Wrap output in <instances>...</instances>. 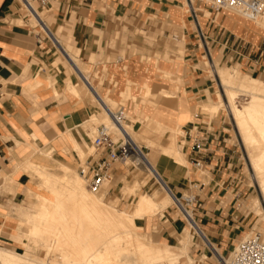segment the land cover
Returning a JSON list of instances; mask_svg holds the SVG:
<instances>
[{"label": "crops", "instance_id": "0c3cea01", "mask_svg": "<svg viewBox=\"0 0 264 264\" xmlns=\"http://www.w3.org/2000/svg\"><path fill=\"white\" fill-rule=\"evenodd\" d=\"M51 3L57 8L54 15L47 16L48 24L52 26L55 19L66 23L68 31L59 25L46 37L42 34L45 25H33L21 0H0V247L20 252L23 230L19 234L17 212L23 210L21 214L27 216V206L36 201L33 194H39V167L57 175L64 174V168L73 169L79 163L76 150L83 154L84 144L92 137L83 125L96 115L97 107L85 92L82 97L70 92V84L83 87V82L65 50L89 58L112 57L118 54L112 40L125 29L128 47L137 50L93 65L92 70L98 69L99 78L106 75L102 88L116 98L129 87L133 94L149 85V96H158V104L147 106L146 115L166 126L183 123L186 164L160 152L154 155L156 169L172 192L192 190L198 195L197 228L224 254L229 252L247 225L234 209L231 195L236 189L228 187L239 176L236 153L227 144L225 128L214 127L201 114V110L211 113L208 108L217 101V83L204 65L214 58H221L220 62L228 59L243 73L264 82V16L253 21L231 10L215 12L205 4H195L202 38L184 0H50L47 7ZM141 25L154 33L162 30L165 38L173 35L177 42L183 41L184 46L179 47L183 56L178 54L177 43L169 45L171 54L166 58L162 55L167 46L154 50L140 45L144 40L137 32ZM54 43L58 52L53 50ZM123 44L117 47L123 49ZM166 92L176 96L167 99ZM193 127L208 130L207 151L202 156L194 152L187 137ZM197 158L204 161L205 177L193 167ZM119 173L115 166L112 180ZM37 198L38 205L39 195ZM154 216H158L167 242L185 227V221L167 209L145 218L149 234L155 226ZM206 249L200 245L194 257H202L204 252L210 256L212 250Z\"/></svg>", "mask_w": 264, "mask_h": 264}, {"label": "bare ground", "instance_id": "6f19581e", "mask_svg": "<svg viewBox=\"0 0 264 264\" xmlns=\"http://www.w3.org/2000/svg\"><path fill=\"white\" fill-rule=\"evenodd\" d=\"M27 1L36 12H32L33 18L37 22L39 18L42 26L45 25L43 28L47 34L52 33L50 24L46 21L43 13L37 10L31 0ZM59 43L62 45L63 41L60 40ZM65 54L70 63L74 65V70L83 82V87L73 86L70 82V92L77 97H82L85 91L84 88L88 89L92 93L91 96L97 100L104 111V123H111L114 126L118 138L125 136L137 143V138L144 136L147 138L145 142L148 140L149 144L155 145L153 147L159 145L161 147L160 151L164 154L173 157L179 164L185 163L187 159L178 149L176 137V133L179 132L178 130H180L179 128L182 127L183 123L179 122L177 126H166L151 117H145L142 120L134 117V126L126 122L122 126L114 124L108 111V108L115 111L111 106L109 97H105L99 92L98 87L90 80L88 72H85V69L75 59L76 57H73L69 49L65 50ZM219 79L226 88L237 84L238 87L235 88L256 97L245 110H242L232 101L234 97L232 92L234 91H229L230 101L228 100V105L222 102L219 94L217 101L220 104L212 105L208 110L212 113H218L222 106H227L233 116L232 118L238 125L240 133L246 139L247 147L250 150V155H248L254 169L253 177L260 186L263 198L262 203L260 199L255 203L252 202L254 206L251 210L260 213L264 211L262 207V204L264 205V85L261 86L264 82L249 78L253 79L250 80L251 84H255L249 85L246 81H243L246 84L234 83L231 76H222ZM145 89L146 95H149L150 86L146 84ZM172 96L176 95L166 92L165 97L167 99L172 98ZM135 105L138 106V104ZM107 124L106 126L109 127ZM147 131L151 132V136H154L150 138L149 132L145 133ZM72 142L74 141L72 140ZM73 144L75 145V142ZM151 145H148V147L150 148ZM146 160L150 173L161 182L166 195L158 198L156 195L142 194L137 198L135 206L130 212L119 210L115 205L107 203L103 199V193H91L85 180L75 175L72 169L64 168V174L57 175L39 167V176L43 179V185L50 189L52 197L39 195V212H37V215L33 214L35 217H30L28 221L35 224H33L34 228L31 229V236L39 238V242H42L46 247V255L41 258L29 252L20 253L0 247V264H203L201 259L196 261L188 250V242L192 238L191 228L204 239L205 243L214 250L217 259L221 261L220 256H223V254L220 248L208 236H205L203 231L197 228L199 225L197 226L193 222L191 209H188L189 207L187 208L184 203L175 197L156 169L155 164L147 157ZM137 187L138 182H135L129 185L126 190L128 193H134ZM174 203H179L181 213L189 222L187 228L184 227L180 234L182 235L180 244H165L154 239L149 233L143 235L139 232L142 225L138 223L143 222L148 216L172 208ZM250 235L251 233H247L244 239ZM45 236H50L48 244L43 243ZM204 257L207 256L204 255ZM223 257L225 258V256ZM52 258L54 259L52 260ZM225 260L229 264L232 258H225Z\"/></svg>", "mask_w": 264, "mask_h": 264}, {"label": "rangeland", "instance_id": "374dc122", "mask_svg": "<svg viewBox=\"0 0 264 264\" xmlns=\"http://www.w3.org/2000/svg\"><path fill=\"white\" fill-rule=\"evenodd\" d=\"M31 2L34 4L35 7H37V9L40 12L43 13V15L45 16V19L49 15H54V11L57 8V5L55 3H53V4L51 3L50 7L42 8L41 4H40V2H38V0H31ZM194 3L196 5H201V6H204V4H205L204 1H202V0H194ZM21 4L23 6V2H21ZM28 13L31 16V20H32L33 25L39 26V28H40L41 26L39 25V23L33 18V16L30 14V12H28ZM59 25H61V27L64 28L65 32L68 31L66 23L65 24L57 23V21H55V19H54L53 25L50 26V28L51 29L52 28L57 29V26H59ZM53 31L55 32V30H53ZM137 32L139 34H141V36L144 37L143 43L140 45L149 47L150 49H154V50L159 49L162 45L167 46L165 53L162 55L164 58H166L165 56H167L168 54H171L170 50H169L170 49L169 45H173L176 43H177V48H178L177 49L178 54L180 56H183L184 50L181 51V53H180L179 47L184 46V42L183 41L177 42L176 38L173 35L169 36L168 38H165L162 34V30L156 31L154 33L146 25H141L140 29H138ZM42 34H43V36H46V37L48 36L45 31H42ZM126 35H127V33H126V30L124 29V31L121 32L120 36L113 38L111 45L114 48V50H115V48H118L116 50L118 54H116L112 57H110V56L109 57L99 56L97 59L94 57L89 58V57L81 54V52H76L74 50L72 51V55L74 58L76 57L75 59L85 69V72H88L87 74L89 76L92 74L93 77H91L90 80L98 87L99 92L103 96L109 97V99L111 100V106L113 107V109L115 111L118 110L123 105L126 106V109L128 111V116H127L128 121H125V122L127 124L134 126L135 125V122H134L135 118L134 117H137L139 120H142L145 117H149L146 115L145 108L147 106H150V105L156 106L158 104V96L146 95V90L144 91V90H140V89L137 92H134L132 94L131 88L129 87L127 89V92H125L124 94L122 93L121 97L116 98L113 96L112 92L109 93L107 90L104 91L102 88V83L105 80L106 75L104 77L99 78L100 74L98 73V69L95 72L92 70L93 65H99L100 63H104L106 61H115V60H117L118 57H122V58L126 57L127 54H131L133 51H135V49H136L135 47H128V45L126 43ZM123 38H124V40H123ZM122 42L124 43L123 49L117 47L119 45V43H122ZM64 47L68 48V46H66V45ZM53 50L58 52V48L55 45V43L53 44ZM158 57H161V56H158ZM220 60H221V58H214V60L212 62L206 61L205 65H204L210 71L211 79H213L217 83L216 95H215L214 100H218L217 96L220 94L221 98H222V102L226 103V105H228V100L230 101V98L228 97V92L234 91V92H232L233 96H234L233 100H232L233 103L237 107H239L240 109L245 110V108L248 106V104L256 97L254 95L248 93V92L240 91L238 88H235V87H238L237 84H233L234 87H233V85L232 86L230 85L231 90H230V88H226V86H224V83H221L222 81L220 82L219 77L221 78L222 76H225V77L231 76L232 81L234 83H236V82L242 83V84L247 83L249 85H255L253 82H252L253 84H251V81H250V80H253L254 78L249 79L252 77L248 74L243 73L239 68H237L238 66H234L231 62L228 61V59H226L225 61H221V62H220ZM215 68H217L219 70V72H218L219 77L216 75ZM98 78L100 79L99 85H98ZM179 80H181V77ZM243 81H246V83ZM263 85L264 84H261V86H263ZM226 89H228V90H226ZM84 90H85L84 92L87 94V96L91 99L93 106H96L97 109H96V115L94 117H92L89 122H87L83 125L84 129H87V130H89V133H92V137H91V139L89 138L90 143L84 144V146L82 148L84 151L83 154H81L79 151L76 150V152L78 154L79 163L72 170L75 173V175L80 176L81 178H83V180H85L87 188L90 190L86 179L80 173V166L84 165L87 158L94 152V149L93 148L91 149L92 140L96 136L97 128L99 127V125L105 124V123L103 121L104 111L102 110L101 106L98 104L97 100L91 96L92 93H90V91L88 89L84 88ZM153 91H155V90H153ZM93 98H94V100H93ZM143 100H144V102H143ZM135 104H138V106H136ZM216 104H220V102L216 101L213 105H216ZM199 107H201V104H199ZM201 114L208 116L210 119L207 121L211 122V124L214 127L225 128V130L227 132V136H226L227 144L231 148H233L235 153H236V161L238 163L237 175H239V176L236 179V183L234 182L231 185H229L228 187L231 190L236 189L235 192L233 193V195H231L232 199L235 201L234 209H235V212L237 213V216H240L246 220L247 230L244 234H242L236 240L235 245L232 246V248L229 252L224 254L223 251L220 249L223 256H225V258H227V259H230L233 256L232 253H233L235 247L244 239V237L246 236L247 233H251V234H253L255 232L264 233V211H262L260 213H256L253 209L251 210V208L254 206L253 203H255V201H257L259 199L261 200V203H262L263 198H262L260 186L254 180V177H253L254 169H253L251 162H250L251 161L250 157H249L250 150L247 147L246 139H244V136H242V133H240V130L238 129V125L236 124V121L232 118L233 116L230 114L229 108L227 106H222L218 113H212V112L208 113V112H203L201 110ZM107 125H109V127L111 126L110 129L113 133L117 134L116 129L114 128V126H112L111 123L107 124ZM204 126L212 129L210 124H205ZM179 129L180 130H178V131L180 133L179 132L176 133V137L178 140V149L182 152L184 157L187 159V155H185V152H184V151H186L185 142H183L180 139L181 133L183 136L182 128H179ZM148 132L149 131H147L145 133L147 134ZM149 134H150V136L152 135L151 132H149ZM153 136H151L150 138H152ZM146 139L147 138L144 136L138 137L137 138V145H139L141 147V149L144 151L145 155H147L146 156L147 159L149 158L155 164L154 155H156L157 153L159 154L160 152L162 153V151H160L161 147L159 145H157L156 147H153L155 145L149 144L148 140L145 142ZM143 140H144V142H143ZM148 145L149 146L151 145V147L149 148ZM155 148H157V149H155ZM153 149H154V151H153ZM143 159L141 160L140 164L132 162L131 160H129L127 162V164H117L116 167L120 170L119 177H115L114 180H112V182L107 183L99 193H94L90 190L91 193H93V194L103 193L104 194L103 199L107 203H109L111 205H115L117 207V209H119V210L128 211V212L133 210L137 198L142 194L156 195L158 198L166 195V192L163 189L161 182H159L156 179V177L150 173L149 167L147 166L146 158H143ZM186 162H187V160L185 161L184 164H186ZM207 174L208 173L205 171V169L201 172V175L203 177H205ZM36 175L39 177V182H40L39 183V194H33V196L36 198V201L30 202L31 205L27 206V216H25L24 214H21V212L23 210L22 211L20 210L17 212L18 218L20 219L19 226H18L19 234H20V229L23 230V232L21 233V236L23 238V244L19 245L18 250H20V253L29 252L30 254H32L34 256L44 258L46 255V247L42 244V242H39V238L37 236L36 237L31 236V229L34 228V226H33L34 223L32 224V222H30L28 220L30 217L31 218L35 217L33 214L37 215L38 214L37 212H39L38 205H37V203H38L37 195H43V196H46L48 198H50L52 196H51L50 189L43 185V179L39 176V172L38 173L36 172ZM135 182H138V187H137L136 191L134 193H128V191L126 189L128 188L129 185H131L132 183H135ZM122 189H123V191H122ZM172 193L178 199H181L182 195L191 196V195L196 194L192 190L191 191H184L183 194H176L174 192H172ZM236 193H239V194L237 197H234L236 195ZM231 196L229 198H231ZM178 204L174 203L172 205V208H170V210L172 212H174V214L177 217H180L181 219H183L185 221L184 222L185 228H187L188 221L183 216V214L181 213L180 207L178 206ZM262 207L264 210L263 204H262ZM22 209H24V206L22 207ZM188 209H191V213L194 214V218L196 219V221L198 223L197 217L195 215L196 211L198 210V207L192 206V207H189ZM31 214H32V216H31ZM158 216L153 217V219L155 220L154 221L155 226L151 227L149 230L150 233L153 235L154 239L159 240L160 242H163L165 244H170V243L180 244L182 235H177L174 239H172L171 242H167V240L163 237L162 229L160 227V224L158 223ZM148 217H150V216H148ZM138 224L142 225L140 227L141 230L139 232L143 235L148 234L147 230L144 228V220H143V222H140ZM190 234H191L192 238L188 242L187 247H188V250H189L191 256L196 261H199L201 259L203 261V264H218L217 262L219 260L217 259L214 250H212L210 247L207 246V244L204 242L203 238L200 235H198L197 233H195L193 228L190 229ZM211 241L215 244V241H213V240H211ZM49 242H50V236H45L43 238V243L48 244ZM200 245L206 247L207 251H209L210 249L212 250L210 252V256L207 255V252H204L202 254V257L201 256H198V258L194 257L195 255H197V252H195V250H197L200 247ZM204 255H207V257H204ZM53 259L54 258H52V260Z\"/></svg>", "mask_w": 264, "mask_h": 264}, {"label": "built area", "instance_id": "2783aa9c", "mask_svg": "<svg viewBox=\"0 0 264 264\" xmlns=\"http://www.w3.org/2000/svg\"><path fill=\"white\" fill-rule=\"evenodd\" d=\"M187 12L192 13L198 25L197 8L194 0H184ZM210 10L219 12L231 10L250 20L258 21L264 16V0H202ZM24 8L32 15L35 12L32 5L27 0H21ZM42 8H46L50 0H38ZM33 16V15H32ZM40 26L41 23H39ZM198 33L204 38V34L198 25ZM213 61V60H212ZM211 61V62H212ZM112 121L116 125L122 126L128 121V111L126 106H121L118 110L112 111L108 108ZM208 130L198 127L191 128L187 137L191 147L198 156H202L207 151ZM94 152L87 158L84 165L80 166V173L86 179L90 190L99 193L104 186L112 181V171L117 164H127L129 160L140 164L145 157L144 151L137 143L127 137L118 138L108 126L101 125L97 128V133L92 140ZM193 167L202 172L205 169L202 158L193 160ZM197 188V185H194ZM178 199V198H177ZM183 201H182V200ZM180 200L185 206L199 207L198 195L182 196ZM193 222L198 226L195 218ZM233 257L229 264H264V233L255 232L242 240L234 249ZM218 264H228L223 256Z\"/></svg>", "mask_w": 264, "mask_h": 264}]
</instances>
